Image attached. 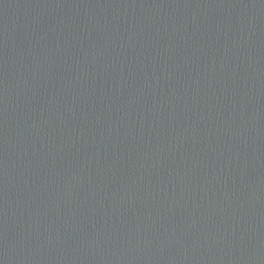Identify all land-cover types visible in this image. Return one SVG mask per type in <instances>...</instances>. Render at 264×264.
<instances>
[{"label":"water","instance_id":"95a60500","mask_svg":"<svg viewBox=\"0 0 264 264\" xmlns=\"http://www.w3.org/2000/svg\"><path fill=\"white\" fill-rule=\"evenodd\" d=\"M0 264H264V0H0Z\"/></svg>","mask_w":264,"mask_h":264}]
</instances>
